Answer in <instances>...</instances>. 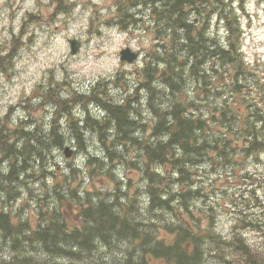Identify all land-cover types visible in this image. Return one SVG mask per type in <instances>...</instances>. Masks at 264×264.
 I'll list each match as a JSON object with an SVG mask.
<instances>
[{
    "label": "trees",
    "instance_id": "trees-1",
    "mask_svg": "<svg viewBox=\"0 0 264 264\" xmlns=\"http://www.w3.org/2000/svg\"><path fill=\"white\" fill-rule=\"evenodd\" d=\"M232 1L153 0L147 7L152 10V28L159 42L146 55L151 62L145 67L144 83L135 89L146 93L153 121L151 136L165 140L152 144L155 149L143 146L147 156L156 158L150 161L159 166L154 172L161 173L148 174L150 221L144 236L142 229L136 230L135 236L142 243L139 251L132 250L135 256L128 264H201L206 253L215 264H264V194L259 198L248 184L243 200L236 201L240 191L231 197L226 234L217 231L216 213L195 215L198 201L209 200L211 191L206 187L216 193L214 185L217 176L222 178L223 167H229V173H224L232 177L230 180L245 181L247 161L238 156L243 153L247 160L264 152V110L256 116L252 105L242 110L232 107L237 103L233 102L234 93L241 86L235 80L244 78L247 88L253 78L250 70H244L238 52L240 28ZM243 1L239 0L240 5ZM214 15L228 26L225 49L219 38L212 37ZM228 72L231 78L227 89L231 94L224 92L221 81ZM116 111L122 109L116 107ZM37 140L38 148H43ZM11 145L17 152L15 143ZM253 203L262 206L261 214L251 212ZM248 233L258 235L260 242ZM121 239L126 240L123 236ZM71 255L74 264H99L84 245Z\"/></svg>",
    "mask_w": 264,
    "mask_h": 264
},
{
    "label": "rangeland",
    "instance_id": "rangeland-1",
    "mask_svg": "<svg viewBox=\"0 0 264 264\" xmlns=\"http://www.w3.org/2000/svg\"><path fill=\"white\" fill-rule=\"evenodd\" d=\"M92 1L98 4V8L105 7L101 9L105 15L97 17L95 7L90 8L88 4L80 3L78 9L72 0H0V134L2 120L6 127H11L3 118L5 113L9 120L23 113H32L33 118L39 120L45 114L51 113L45 111L44 105L38 106L41 99H35L36 87L41 84L44 89L46 85H54L55 89L60 87L64 91L69 89L77 96L82 87L85 88L84 83L90 81L87 89L91 91V95L101 96L103 92L111 95L113 92L124 96L118 89L127 90L129 78L139 70V61L132 64L120 62L119 51L127 47L132 51L147 48L154 40L150 36L136 35L128 31L127 27L122 29L121 25L117 24L113 12L106 8L108 1ZM242 4L244 10L238 5L237 12L244 32V59L249 62L256 76L264 81V0H244ZM89 15L95 17V20H89ZM219 33L224 39L225 29L220 28ZM72 38L77 39L84 47L77 55H71L69 52L68 40ZM4 57H7L10 63L2 71ZM248 92L249 90L245 89L242 96L237 97L241 107H247L256 96L254 90ZM76 101L85 102V98ZM213 102L216 105V100ZM229 102L231 103L230 100ZM13 142L19 148L18 153H29L30 147L24 148L25 142ZM84 149L85 145L82 150ZM96 151L101 153L102 146H98ZM128 157L131 158L132 155ZM68 160V163L75 167L81 158L74 154ZM59 161L65 164L61 157ZM247 168L243 182L250 185L254 194H261L260 190L257 193V187L264 183V152L260 153L258 158H249ZM112 169L114 179L124 185L123 193L129 194L131 188V192L136 190L138 199H146L141 173L135 167L129 163L123 167L116 163ZM86 176L88 181L82 180L78 169L75 173L71 171L67 184L77 187L79 183H87L88 190L102 187L101 174L94 178L89 174ZM205 178L207 180V177ZM58 180L62 182V178L58 177ZM28 184L35 197H39L41 189L36 190L35 185ZM49 187H52L51 182ZM207 187L210 191V187ZM109 188H113V182ZM246 188L243 184L238 186L241 194L245 193ZM59 209L65 211L64 217L73 211H67L63 206ZM141 209L143 206H137L138 212ZM216 220L221 230L226 229L229 215L221 211Z\"/></svg>",
    "mask_w": 264,
    "mask_h": 264
},
{
    "label": "bare ground",
    "instance_id": "bare-ground-1",
    "mask_svg": "<svg viewBox=\"0 0 264 264\" xmlns=\"http://www.w3.org/2000/svg\"><path fill=\"white\" fill-rule=\"evenodd\" d=\"M35 146L38 148V140H34ZM29 146L28 144L24 143V148ZM19 149V148H18ZM28 187H30L29 184H26Z\"/></svg>",
    "mask_w": 264,
    "mask_h": 264
},
{
    "label": "water",
    "instance_id": "water-1",
    "mask_svg": "<svg viewBox=\"0 0 264 264\" xmlns=\"http://www.w3.org/2000/svg\"><path fill=\"white\" fill-rule=\"evenodd\" d=\"M72 44V43H71ZM76 51V49L73 47V52H75ZM122 58H124V56H122Z\"/></svg>",
    "mask_w": 264,
    "mask_h": 264
},
{
    "label": "flooded vegetation",
    "instance_id": "flooded-vegetation-1",
    "mask_svg": "<svg viewBox=\"0 0 264 264\" xmlns=\"http://www.w3.org/2000/svg\"><path fill=\"white\" fill-rule=\"evenodd\" d=\"M34 140H37L36 138Z\"/></svg>",
    "mask_w": 264,
    "mask_h": 264
}]
</instances>
